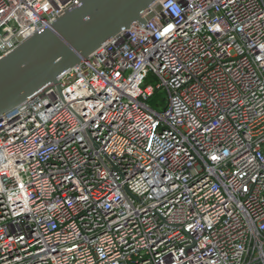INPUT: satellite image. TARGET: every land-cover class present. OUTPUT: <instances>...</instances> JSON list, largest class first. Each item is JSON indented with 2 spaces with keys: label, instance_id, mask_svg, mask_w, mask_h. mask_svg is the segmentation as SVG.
<instances>
[{
  "label": "built area",
  "instance_id": "1",
  "mask_svg": "<svg viewBox=\"0 0 264 264\" xmlns=\"http://www.w3.org/2000/svg\"><path fill=\"white\" fill-rule=\"evenodd\" d=\"M81 2L0 0V60ZM143 18L0 116V264H264V0Z\"/></svg>",
  "mask_w": 264,
  "mask_h": 264
},
{
  "label": "water",
  "instance_id": "2",
  "mask_svg": "<svg viewBox=\"0 0 264 264\" xmlns=\"http://www.w3.org/2000/svg\"><path fill=\"white\" fill-rule=\"evenodd\" d=\"M160 0H82L0 60V116L87 59L96 49L136 23ZM59 88V87H58Z\"/></svg>",
  "mask_w": 264,
  "mask_h": 264
}]
</instances>
